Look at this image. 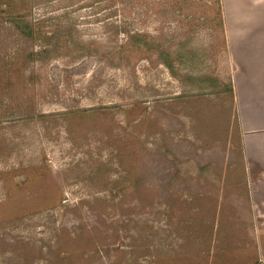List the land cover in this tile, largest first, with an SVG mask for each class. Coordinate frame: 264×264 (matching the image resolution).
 Listing matches in <instances>:
<instances>
[{
	"label": "rangeland",
	"instance_id": "obj_1",
	"mask_svg": "<svg viewBox=\"0 0 264 264\" xmlns=\"http://www.w3.org/2000/svg\"><path fill=\"white\" fill-rule=\"evenodd\" d=\"M212 2L0 0V264H256ZM135 32L189 41L180 76Z\"/></svg>",
	"mask_w": 264,
	"mask_h": 264
},
{
	"label": "crops",
	"instance_id": "obj_2",
	"mask_svg": "<svg viewBox=\"0 0 264 264\" xmlns=\"http://www.w3.org/2000/svg\"><path fill=\"white\" fill-rule=\"evenodd\" d=\"M230 85L241 135L248 195L264 264V0H222Z\"/></svg>",
	"mask_w": 264,
	"mask_h": 264
},
{
	"label": "trees",
	"instance_id": "obj_3",
	"mask_svg": "<svg viewBox=\"0 0 264 264\" xmlns=\"http://www.w3.org/2000/svg\"><path fill=\"white\" fill-rule=\"evenodd\" d=\"M172 3L174 1H171ZM213 5L208 6L205 5L206 13L202 16L204 26L210 27L214 29L217 24H221L225 32V21H224V13L222 7V0H213ZM212 6H216L217 10ZM18 17V15H16ZM15 16L13 22H21L19 25V29L21 32L27 37H33L35 35V27L32 25L25 23L24 21H18V18ZM17 18V19H16ZM19 20H22L19 19ZM219 21V23L217 22ZM43 34V35H42ZM40 36L43 39L45 47L40 49L39 51H32L29 53L30 61H45L50 59L55 55L56 52H59V47L57 44L53 45V37L42 33ZM189 41H177L176 38L172 39H159L150 33L144 32H135L129 34L128 44L131 49H134L135 52L142 55L146 54L147 56L155 55L160 64L166 66L173 76H180L178 70L175 66L181 64L184 61V55L180 52L188 45ZM177 70V71H176ZM44 116V115H43Z\"/></svg>",
	"mask_w": 264,
	"mask_h": 264
}]
</instances>
